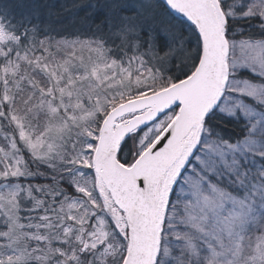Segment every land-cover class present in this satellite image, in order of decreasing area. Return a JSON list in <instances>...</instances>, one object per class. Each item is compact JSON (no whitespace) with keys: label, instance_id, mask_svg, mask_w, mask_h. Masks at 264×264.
<instances>
[{"label":"snow or ice","instance_id":"1","mask_svg":"<svg viewBox=\"0 0 264 264\" xmlns=\"http://www.w3.org/2000/svg\"><path fill=\"white\" fill-rule=\"evenodd\" d=\"M0 264H264V0H0Z\"/></svg>","mask_w":264,"mask_h":264},{"label":"trees","instance_id":"2","mask_svg":"<svg viewBox=\"0 0 264 264\" xmlns=\"http://www.w3.org/2000/svg\"><path fill=\"white\" fill-rule=\"evenodd\" d=\"M49 3H53L59 8L64 4H71L72 0H48ZM87 3V0H84ZM84 15V12L81 11L78 16H74L72 13H63L61 21L54 22V26L57 27L58 31H63L64 29L72 30L74 26H81L80 17Z\"/></svg>","mask_w":264,"mask_h":264}]
</instances>
